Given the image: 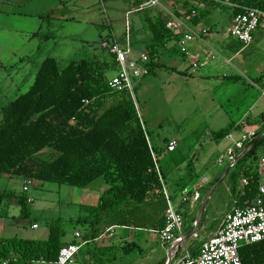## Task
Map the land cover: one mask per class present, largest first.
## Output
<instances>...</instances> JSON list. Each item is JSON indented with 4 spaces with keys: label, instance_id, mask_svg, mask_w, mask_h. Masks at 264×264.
Wrapping results in <instances>:
<instances>
[{
    "label": "trees",
    "instance_id": "obj_1",
    "mask_svg": "<svg viewBox=\"0 0 264 264\" xmlns=\"http://www.w3.org/2000/svg\"><path fill=\"white\" fill-rule=\"evenodd\" d=\"M198 1L219 7L214 1ZM229 1L235 6L230 8L232 18L246 8L264 13V0ZM152 11H141L148 33L150 74L161 51L177 41L160 14L150 16ZM197 23L195 17L193 24ZM111 71H116V64L109 52L102 59L73 61L63 69L56 59L46 58L29 89L0 109V178L80 189L101 180L105 189L97 205L81 208L89 214L86 219H91V225L159 232L165 227L167 204L152 158L155 152L148 145L130 94L111 91L106 78ZM228 132L215 134V139L225 138ZM263 143L264 134L238 162V174L246 182L235 203L238 207L250 205L257 196V163L247 160ZM44 150L54 152V157L40 159L37 155ZM9 196L0 195V218L8 215L3 204ZM26 200L19 196L23 218L30 211ZM47 228L45 239L0 237V264H54L61 248L68 244L63 243L60 220ZM239 256L242 264H264V241L242 247ZM95 262L102 263L100 258Z\"/></svg>",
    "mask_w": 264,
    "mask_h": 264
},
{
    "label": "rangeland",
    "instance_id": "obj_2",
    "mask_svg": "<svg viewBox=\"0 0 264 264\" xmlns=\"http://www.w3.org/2000/svg\"><path fill=\"white\" fill-rule=\"evenodd\" d=\"M106 1L90 0L63 4L57 8L54 16L47 19V14L44 18L41 17L43 11L39 8V4L43 3L42 0L17 8L3 5L0 0V109L29 89L37 70L48 57L56 59L60 69H63L73 61L102 59L107 56L108 51L104 50L101 44L111 42L106 41V39L110 40L111 33L115 38H119L124 33V12L128 0ZM229 18L230 10L222 6L212 9L210 19L208 18L204 25L220 30L229 24ZM114 75L115 71L108 72L106 78L110 80ZM175 77L177 78L175 74H168L166 71H162V74L159 73L156 77L155 67L151 74L134 83L132 88L137 116L146 136L154 145V155L161 168L163 150H156V141L161 145L162 139L180 135L181 143L170 157V162L180 155L181 158L197 159L203 148V154H207L211 147L215 148L209 143L208 133L226 128L225 124H218V121H209L201 112L209 108V100L207 103L198 100L196 92L200 90L199 86L182 84L181 80ZM252 134V143H254L264 134V128ZM247 143L243 144V154L252 149L247 150L249 145ZM228 146L235 147V144L231 142ZM221 150L222 148H217L218 152ZM54 155V152L44 150L37 156L42 160H50ZM238 155L239 152L236 151V156ZM263 156L264 143L249 156L247 162L257 163ZM218 170L209 167L201 171L214 175ZM237 170H233L232 174L236 177L238 187H241L243 183L239 180ZM11 180L8 185H4V182L0 184V193L7 191L13 194L5 200L6 208L9 207L8 215L13 216L14 219L9 223L11 227L5 230L4 235L8 238L45 239L47 226L53 221L60 220L67 236L65 240H69L71 233L79 228L75 219L80 214L79 203L82 201V196L84 197L85 189L54 183L32 182L31 185H26L19 179ZM26 186L27 192L23 190ZM19 195L28 198L26 201H31L27 202L30 211L24 218L20 214ZM34 225L37 226V230L30 228ZM105 230L102 225L97 227L91 225L86 229L88 233L86 237L98 238ZM202 235L199 229L196 230L192 238L184 242L183 245L187 248L185 251L193 252L201 243ZM134 236L136 247H129L128 252H126L127 242L124 240L113 249H103L102 257H105L104 260L101 257L103 264H165L166 251L157 236H147L137 231ZM146 237L149 240L148 244L144 240ZM109 243L110 239L105 237L94 242L93 247L104 248ZM86 257L87 252H84L80 258L81 263L91 264Z\"/></svg>",
    "mask_w": 264,
    "mask_h": 264
},
{
    "label": "crops",
    "instance_id": "obj_3",
    "mask_svg": "<svg viewBox=\"0 0 264 264\" xmlns=\"http://www.w3.org/2000/svg\"><path fill=\"white\" fill-rule=\"evenodd\" d=\"M39 1L41 0H12V2H10V0H2V3L3 5H10L13 8H17L30 2ZM42 1L43 3H41V5L39 4V8L43 11L41 17L43 16L42 18H44L47 14L48 19L57 13V8L60 5L90 0ZM142 1L143 0H128L127 9L124 12V31L126 23L128 22L134 58H138L140 54L146 52V42L148 40V33L143 24V16L141 12H134L135 8L141 4ZM207 1L218 3L219 7L216 9L225 6L230 10L228 25L222 27L220 30H215L213 27L204 25V22L208 18L210 19L212 9L215 8H212L208 4L201 3L198 0H159L158 7L149 8L153 10L150 12V16L154 17L160 14L164 19L165 26L166 22L171 20L169 17L171 15L184 22L186 26L193 28L195 31L199 32L206 30L208 32L207 36L202 37L201 40L192 42L189 46L190 57L188 58L180 53L178 49L177 41L180 35H175L166 28L173 36L177 37V41L169 42L166 45V48L161 51V56L157 60L156 65V77L159 76V73L162 74V71H166L168 74H175L177 76L175 79L181 80L182 84L199 86L200 90L196 92L198 100L203 103H207L209 100V108L205 109V111L201 110V112L205 114L209 121H218V124H225L224 126H226V128H222L218 132L210 131V133H208L209 143L215 146V148L211 147L210 151H208L207 154L205 153L206 156L203 154V148L197 159L195 157L191 159L181 158L180 155L179 157H175L174 161L172 160V162H170V157L176 152L181 143L180 135H175L169 139H162L161 145L159 141H156L155 145L156 150H163V159H159L162 162V168L158 165L156 157L163 193H166L172 203L177 206L184 219L182 236L187 237L195 228L196 230L199 229V231L203 233L201 243L207 240L219 228L225 213L236 206L235 203L242 191V185L238 187L235 181L236 177H233L232 173L235 169H238L237 171L239 173L241 164H238V162L240 158L245 156L246 152H244L243 156L237 158L236 165L230 168L226 160L228 151L230 149L234 151L238 150L234 146H228V144L231 142L236 144L241 141L242 137L264 128V120L261 119V116L264 115V19L261 21L260 27L253 36L252 44L248 47H244L241 43L233 40L229 36V29L232 25L230 1ZM83 4L86 6L85 2H83ZM193 8H195V10H193ZM131 11H133V13L127 16ZM189 11H191L190 15H188ZM195 17L198 20L197 24H193ZM123 35L124 33L121 34L119 38H115L112 37L111 33V35H109L110 40L106 39V41L120 42ZM194 64H196L197 67L194 68ZM222 131H229L228 135L219 141L216 140L215 134ZM146 138L149 147L153 149V143L147 136ZM172 142H176V147L174 151L169 152L167 146ZM247 144H249L247 150H250L252 143ZM218 147L222 148L219 152L217 151ZM240 153H242V151L239 152V154ZM195 159L196 161L193 162ZM209 167L213 170H219L214 175H211L207 171H205L206 173L201 171ZM204 173L205 175H203ZM239 180L242 182L240 178ZM10 181H12L10 178H0V184L4 182V185H8ZM32 182L35 183V181ZM23 184H25V182ZM104 189L105 185H103L101 180H97L89 187L85 188L84 197L82 196V201L79 203L80 214L75 219L79 228H76L71 233L69 240H65L67 238L66 235V237L62 239L64 244L79 243V240L74 239V234L79 233L82 239L89 241L80 250L74 264H82L80 258L84 252H87V257L91 264H97L95 259L100 258L101 260L103 249H113L123 240L127 242L126 250L130 244H133L135 248V244H137L134 236L136 231L140 234H147V236L155 235L159 238L158 233L155 231L135 230L128 227L114 226L112 236L107 237V239H110L109 245L104 248H94L93 243L98 242L100 236L94 240L91 236L86 237V234H88L86 229L91 226V219H86L89 214L81 210V208L95 207ZM188 193H190L189 196ZM194 193L199 194L196 200L192 198ZM6 194L13 195L12 192L7 191L0 193V195ZM184 196L188 198L186 203L181 202ZM5 202L7 201H4L3 205L6 208ZM203 203L204 208L200 215V221L198 222L199 210ZM8 208L9 207H7L6 210ZM8 213L9 211H7V214ZM10 216L11 215H7L5 218H0V237L3 239L11 238L4 235L5 230L11 227L9 223L14 219L12 218L13 216ZM83 225L84 227H82ZM94 227L96 226L94 225ZM30 228L37 230V226L35 225ZM46 234H48V231ZM144 240L147 241L146 244L149 243L147 237L144 238ZM201 243L195 248V252H197ZM184 245L180 246L181 253L186 252L185 249L187 248ZM162 248L166 251V263L168 259L167 246L163 245ZM194 251L189 253H195ZM126 252H128V250ZM102 259L104 260L105 257H102ZM101 264H103V262Z\"/></svg>",
    "mask_w": 264,
    "mask_h": 264
},
{
    "label": "built area",
    "instance_id": "obj_4",
    "mask_svg": "<svg viewBox=\"0 0 264 264\" xmlns=\"http://www.w3.org/2000/svg\"><path fill=\"white\" fill-rule=\"evenodd\" d=\"M159 6V0H143L134 12H141L148 8H156ZM231 7H235L231 4ZM129 12L127 16L132 14ZM170 21L166 22V28L175 35H180L177 46L183 55L190 57L189 46L195 40H201L207 36L206 30L195 31L193 28L173 16H169ZM264 13L254 8H246L244 12L232 18V25L229 29V36L233 40L241 43L244 47H248L253 42V36L261 25V19ZM101 47L114 56L116 64L115 75L108 80L109 87L113 92L127 91L135 105L134 94L132 91L134 83L141 78L150 74L149 57L146 53L140 54L138 58L133 57L132 41L130 35V27L128 22L125 26L123 38L120 42L111 41L103 42ZM193 67H197L196 64ZM136 109V108H135ZM137 110V109H136ZM253 134L242 137L241 141L235 144V148L241 152L245 142L252 141ZM176 142L168 144L167 150L174 151ZM243 156L240 153L236 156V151L230 149L226 160L230 168L236 165L237 157ZM152 158L155 164L157 174L160 177L157 162L154 153ZM258 174L260 176L257 196L255 200L245 207H232L225 213L219 228L199 246L196 254L179 252L177 244L183 240L182 230L184 219L182 213L178 210L170 198L164 193L167 209L165 211V227L157 232L159 239L163 245L173 249L170 262L167 260L165 264H242L239 256V250L247 245L256 244L264 241V156L260 157L257 162ZM246 184L245 181L242 182ZM31 185L32 181L25 182ZM27 191V186L24 187ZM199 194L194 193L192 198L198 199ZM187 196L182 197L181 202L186 203ZM30 203L31 201H27ZM113 227H109L99 237L100 239L111 237ZM74 239L79 243H70L61 248L55 264H74L80 250L89 242L82 239L79 233L74 234Z\"/></svg>",
    "mask_w": 264,
    "mask_h": 264
},
{
    "label": "water",
    "instance_id": "obj_5",
    "mask_svg": "<svg viewBox=\"0 0 264 264\" xmlns=\"http://www.w3.org/2000/svg\"><path fill=\"white\" fill-rule=\"evenodd\" d=\"M255 142H256V141H255ZM255 142L251 144L250 149L254 146ZM203 208H204V203L201 205V208H200V210H199V214H198V218H197V221H198V222L200 221V215H201V212H202ZM195 231H196V228L194 229V231H193L191 234H189L187 237H184L183 240L177 244V246L180 247V246H182V245L184 244V242H186V241H188L189 239H191L192 236L194 235ZM172 253H174V250L168 248V250H167V257H168V259H167V260H168L169 262H170V260H171V254H172Z\"/></svg>",
    "mask_w": 264,
    "mask_h": 264
}]
</instances>
